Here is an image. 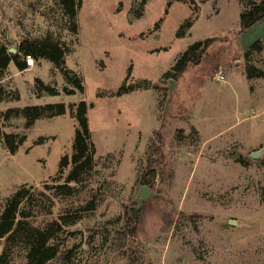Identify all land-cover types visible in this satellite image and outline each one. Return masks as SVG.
Segmentation results:
<instances>
[{
	"label": "rangeland",
	"instance_id": "obj_1",
	"mask_svg": "<svg viewBox=\"0 0 264 264\" xmlns=\"http://www.w3.org/2000/svg\"><path fill=\"white\" fill-rule=\"evenodd\" d=\"M81 1L74 34L58 0H0L2 44L49 39L66 62L59 69L40 59L25 71L12 62L0 82V217L9 198L30 189L41 207L29 222L63 226L47 264H264V76L256 74L264 73V20L246 31L240 24L248 4L263 0ZM207 40L199 63L175 78L181 56ZM66 72L83 79V92H63L74 88ZM37 79L60 94L38 97ZM145 80L154 87L117 96ZM82 101L96 167L59 195L78 128L71 111L29 129L3 115ZM5 134L24 140L16 153ZM143 186L155 195L137 209ZM11 250L9 264L26 263L23 243Z\"/></svg>",
	"mask_w": 264,
	"mask_h": 264
},
{
	"label": "trees",
	"instance_id": "obj_2",
	"mask_svg": "<svg viewBox=\"0 0 264 264\" xmlns=\"http://www.w3.org/2000/svg\"><path fill=\"white\" fill-rule=\"evenodd\" d=\"M63 14L68 18L69 29L72 33L77 34L79 31L77 15L82 6L81 0H58ZM243 1V0H242ZM264 20V0L261 3L250 2L248 9L243 11L240 17V24L243 31L250 30L258 23ZM191 21L187 22V27L192 26ZM182 33L179 34V37ZM212 43L211 40L197 42L190 47L178 60L173 68L174 77H179L185 72L189 62L199 63L201 55L208 49ZM259 45V46H258ZM260 49V43L256 45ZM8 44L0 42V82L6 77L8 68L13 62L19 71L28 69L26 57L31 56L35 61L45 59L51 62L56 68L63 69L65 67V50L58 44L53 43L49 39L46 41L25 40L17 48V53H10ZM249 54V52H248ZM247 54V55H248ZM258 76H264V73L258 72ZM66 80L73 84V89L65 87L63 92L66 95H74L76 91H84V82L81 77L73 72L64 73ZM129 79V78H128ZM127 79V81H128ZM154 86L151 82L145 80L137 85H128L127 83L118 91L117 96L128 94L135 90H149ZM38 97L45 94L59 95L60 91L51 85L45 84L42 80L37 79ZM4 91L0 87V102L4 101ZM71 111L72 116L77 120L78 128L76 129L75 139L73 143V155L71 158L65 156L60 164V173L69 165H72L66 183L58 185L56 189L59 195H71L74 193V186L71 184H81L87 176L96 167L95 146L92 140V133L87 117V103L85 101L79 104L67 106L64 103L47 104L44 106H26L24 108H10L3 117L23 118L27 129L33 127L40 119H50L57 116L65 115ZM5 145L11 154L18 151L23 139L17 141L16 135H4ZM41 207L34 201L30 189L23 186L6 202L5 208L0 217V250L2 241L6 240V246L0 253V264H9L12 244L18 245L19 242L25 245L26 263L25 264H47L55 259L59 253L57 246L52 245L56 237L62 233L63 226L58 221L49 223L45 228L39 229L34 227L29 218L34 216V209ZM87 208L90 210L92 208ZM39 212H36L38 215Z\"/></svg>",
	"mask_w": 264,
	"mask_h": 264
},
{
	"label": "water",
	"instance_id": "obj_3",
	"mask_svg": "<svg viewBox=\"0 0 264 264\" xmlns=\"http://www.w3.org/2000/svg\"><path fill=\"white\" fill-rule=\"evenodd\" d=\"M10 53L12 54H16L17 53V50L14 49V48H11L10 49ZM176 81L175 80H172L171 81V84L172 85H175ZM172 88V87H171ZM252 159H258L260 157V152L257 151V152H253L251 153V156H250ZM151 194H154L155 193L147 186H143L139 193H138V197H137V202L139 204V207H137V209H139L141 206H142V198L143 199H147ZM142 197V198H141ZM236 223L234 221L231 222V225H235Z\"/></svg>",
	"mask_w": 264,
	"mask_h": 264
},
{
	"label": "built area",
	"instance_id": "obj_4",
	"mask_svg": "<svg viewBox=\"0 0 264 264\" xmlns=\"http://www.w3.org/2000/svg\"><path fill=\"white\" fill-rule=\"evenodd\" d=\"M26 61V64L29 68L33 67L35 65V60L31 57V56H28L26 57L25 59ZM217 78L219 81H225V74L223 71H219V73L217 74Z\"/></svg>",
	"mask_w": 264,
	"mask_h": 264
}]
</instances>
